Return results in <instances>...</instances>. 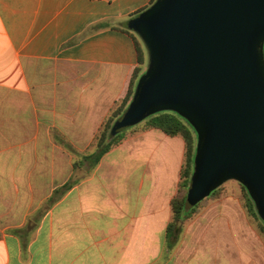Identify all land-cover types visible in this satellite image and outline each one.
<instances>
[{
    "label": "crops",
    "instance_id": "crops-1",
    "mask_svg": "<svg viewBox=\"0 0 264 264\" xmlns=\"http://www.w3.org/2000/svg\"><path fill=\"white\" fill-rule=\"evenodd\" d=\"M151 2L0 0V264H156L178 241L183 136L141 130L76 167L127 94L128 21Z\"/></svg>",
    "mask_w": 264,
    "mask_h": 264
},
{
    "label": "water",
    "instance_id": "water-1",
    "mask_svg": "<svg viewBox=\"0 0 264 264\" xmlns=\"http://www.w3.org/2000/svg\"><path fill=\"white\" fill-rule=\"evenodd\" d=\"M128 26L150 64L112 132L179 113L197 131L187 207L235 179L264 219V0H156Z\"/></svg>",
    "mask_w": 264,
    "mask_h": 264
},
{
    "label": "rangeland",
    "instance_id": "rangeland-1",
    "mask_svg": "<svg viewBox=\"0 0 264 264\" xmlns=\"http://www.w3.org/2000/svg\"><path fill=\"white\" fill-rule=\"evenodd\" d=\"M133 31L143 49L142 67L145 66L143 71L146 72L150 64V54L142 36L137 31ZM119 103L120 101L113 110ZM144 122L145 120L140 123L143 125ZM94 141L95 139L84 153L95 150ZM88 163L85 168L88 167ZM85 173L86 169L77 170L76 177L81 178ZM180 181L173 198L183 196L186 192L180 188ZM169 262L170 264H264V229L261 221L248 211L247 191L240 181L227 180L218 187L217 192L198 204L193 214L182 223V232L171 251L166 254L164 252L156 258V264Z\"/></svg>",
    "mask_w": 264,
    "mask_h": 264
},
{
    "label": "trees",
    "instance_id": "trees-1",
    "mask_svg": "<svg viewBox=\"0 0 264 264\" xmlns=\"http://www.w3.org/2000/svg\"><path fill=\"white\" fill-rule=\"evenodd\" d=\"M155 1L156 0H152L151 4L148 7L141 9L136 14L138 15L143 11H145ZM138 53H139V57H138L139 64L134 69L126 96L120 101L116 109L113 110L111 115L104 121L102 126L99 128V131L94 141L96 146L95 150L92 152L85 153L82 159L77 160L76 167L82 166L83 163H85V161H88L90 164V169H94L106 152H108L111 148L121 143L129 135L137 133L141 130L155 127L163 130L169 135L183 136L186 142V153H185L184 164L181 170L180 188L184 189L186 192L183 196H176L171 201L173 218L168 225L167 235L168 238L171 239L170 246L172 247L174 244V239L175 240L178 239L182 231V223L193 214L196 207L201 202L200 201L197 205L193 207H187L186 205V196L189 186L191 184V180L195 168V156L197 149V131L193 127V125L179 113L172 110H162L144 118L143 120H145V122L143 125L140 123L143 121L142 120L134 125L119 129L115 133L112 132L115 122L125 113V111L127 110V108L131 103L134 93L136 91L139 78L143 75V73H145L142 67L144 61L143 53L139 45H138ZM77 182L78 180L69 181L61 188V190L69 189ZM244 188L247 191L248 211L261 221L262 227L264 229V219L261 217V215L258 212L256 202L253 199L250 192L248 191V189L245 186ZM217 189L218 188L214 189L210 193V195L217 192Z\"/></svg>",
    "mask_w": 264,
    "mask_h": 264
}]
</instances>
